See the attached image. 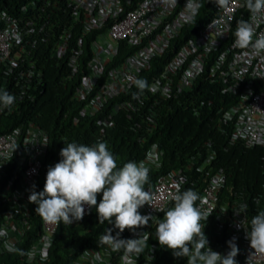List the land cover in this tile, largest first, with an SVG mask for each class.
<instances>
[{
	"label": "built area",
	"instance_id": "built-area-1",
	"mask_svg": "<svg viewBox=\"0 0 264 264\" xmlns=\"http://www.w3.org/2000/svg\"><path fill=\"white\" fill-rule=\"evenodd\" d=\"M67 1L70 4V15L80 22L82 34L104 29L98 31L90 45L87 71L80 76L73 94L75 99L83 101L80 110L87 116L99 111L109 97L125 92L140 71L148 66L149 61L153 57H160L166 51L170 41L193 16L190 10L185 9L187 0H177L175 4L172 0ZM198 1L196 0L197 3ZM10 2L11 0L0 7V91L6 90V74L20 65L19 58L25 48V38L34 31L36 15L33 11L40 9L33 1L20 4ZM244 4L245 0H229L228 6L224 7L214 2L211 5L210 18L193 38L187 39L176 48L161 66L159 74L151 78L147 89L160 96H168L172 91L184 93L192 88L198 78L209 84L220 85L223 92L235 97L221 112L222 119L231 125L230 142L238 140L252 147L264 145V55L253 56L247 49L234 45L237 22L242 19L248 21L250 18V12ZM41 29L42 25L36 27L37 31ZM256 33H264V22L256 27ZM104 36L110 40L100 41V37ZM119 42L132 50L104 73L106 65L116 54ZM68 48L69 33L63 32L59 35L53 55L61 58ZM70 51L66 65L74 71L80 63L78 58L82 55V50L80 46H76L70 48ZM27 66L16 73L24 76L25 82L23 80L19 84L18 78L12 81L15 86H20V91L10 92L16 97L15 103L11 107L0 105V126H5L7 116L15 109L19 95L41 81V70L33 64ZM127 106L135 108V104L123 99L114 102L111 110L116 111ZM112 124L107 121V125ZM47 141V133L32 123H19L0 132V183H3L0 198L7 202V210L0 223V230L6 232L0 241V250L12 248L29 227L28 196L31 185L39 174ZM154 145L156 146L152 144L149 147L145 157L139 161H143L147 167L159 166L161 150L158 147L153 156L149 157ZM211 157L212 152L196 166V170L201 171ZM7 171L8 177L1 179ZM223 180L224 174L220 170L209 175L199 194L201 199L197 202L202 210L210 214L215 211ZM184 181L185 175L181 168L169 169L159 174L147 191L151 206L145 204L138 210L142 216H153V220L149 221L148 226L138 228L135 232L125 229L120 238L135 239L141 234L148 240L152 224L173 201L172 197L177 190L181 191ZM88 210L85 206L84 216ZM163 216L164 213L161 219ZM227 217L226 245L222 246L220 241H213L209 247L215 252L227 255L230 251L228 241L235 239L239 249L235 257L236 264H264V253L251 249L250 241L246 238L243 227L248 225L242 205L233 204L231 214L224 207L216 219L215 230L221 228L224 218ZM40 224L41 232L30 243L21 264H40L46 257L47 247L59 223L48 222L40 216ZM118 231L117 229L116 233ZM215 233L218 235V232ZM155 249V244L148 243L141 253L142 259H137L136 256L132 258L136 264H152ZM122 255V251H114L104 244L98 251L85 250L72 264H122Z\"/></svg>",
	"mask_w": 264,
	"mask_h": 264
},
{
	"label": "trees",
	"instance_id": "trees-1",
	"mask_svg": "<svg viewBox=\"0 0 264 264\" xmlns=\"http://www.w3.org/2000/svg\"><path fill=\"white\" fill-rule=\"evenodd\" d=\"M25 1H33L40 9L33 11L36 15L34 31L25 38V48L19 58L20 65L6 74V90L9 93L20 91V86H15L12 81L18 78L19 84L23 82L25 77L16 73L27 68L28 64L40 69L42 76L39 84L25 89L26 93L23 91L19 95L15 109L7 116L5 126H0V132L19 123H32L47 133L43 161L33 183L37 192L43 191L47 171L60 161V151L67 143L92 145L105 142L117 158L118 167L129 161L139 162L145 157L149 147L156 144L161 150L160 162L158 167H148L149 181L144 185L146 192L157 176L169 169L181 168L185 175L180 192L191 188L198 194L210 174L217 170L223 172L224 180L218 191L216 209L206 223L201 221L202 225L205 223L204 233L209 244L220 241L225 246L227 243L228 217L224 218L221 228L215 230L216 219L224 207L231 214L233 204L246 205L244 212L248 226L254 215L264 211V145L248 147L238 140L230 142L231 125L221 117L222 110L234 101L233 95L223 92L220 85L209 84L199 78L189 91H172L168 96L150 93L147 87L141 91L136 85L137 79L146 81L148 85L151 78L159 74L161 66L176 48L193 38L210 18L211 5L217 0H199L196 14L170 41L166 51L160 57H153L125 92L106 99L100 110L92 116L81 113L83 101L75 99L73 94L80 76L87 71L90 45L98 31L104 29L82 34L80 22L70 15L67 0H11L10 4ZM7 2L9 0H0V7ZM39 25H42V29L37 31L36 27ZM63 32L69 33V48L61 58H56L53 50ZM76 46L81 47L82 55L78 58V67L72 71L67 67L66 60L71 54L70 48ZM131 50L132 48L119 42L116 54L106 65L104 73ZM123 99L131 101L135 108L127 106L111 110L114 102ZM107 121L113 124L107 125ZM210 152L212 157L204 168L196 170V166ZM7 177L8 171L1 179ZM2 191L1 182L0 194ZM101 199L102 195H98L97 202ZM173 205L174 201H171L163 213ZM35 207L36 205L29 203V227L13 245L15 251H10L9 248L0 250V264H21L26 255L21 253H26L30 243L40 234V215L35 212ZM6 210L7 202L0 198V223ZM162 214L156 218L149 231L148 243L156 245L152 264H185L187 258L174 257L157 240L156 228ZM109 229L113 235L117 231L114 223H99L95 208L88 210L83 219L75 224L65 226L60 222L49 242L46 257L40 264H72L87 249L101 250L104 243L99 238ZM2 240L3 236H0V241ZM139 258H143L142 254Z\"/></svg>",
	"mask_w": 264,
	"mask_h": 264
},
{
	"label": "clouds",
	"instance_id": "clouds-1",
	"mask_svg": "<svg viewBox=\"0 0 264 264\" xmlns=\"http://www.w3.org/2000/svg\"><path fill=\"white\" fill-rule=\"evenodd\" d=\"M172 2L175 4L177 0ZM228 4L229 0H217L218 6ZM244 6L249 10L250 18L237 22L234 45L247 49L250 55H264V33H256V27L264 22V0H245ZM198 8L196 0H187L186 10L194 15ZM136 85L141 91L148 86L141 79L136 80ZM15 100V95L7 90L0 91V105L11 107ZM156 147L153 146L149 157L153 156ZM60 157L54 167H49L43 191L37 192L35 185L32 187L28 201L36 205L35 212L48 222L71 225L83 219L85 206L89 210L95 208L99 223H114L115 229L119 230L114 236L109 229L101 235L100 242L114 251H122V264H136L132 257L139 258L148 246V240L141 234L135 239H121L120 234L125 229L135 232L153 220V216H142L138 211L145 204L150 205L149 194L144 190L150 169L143 161H129L118 167L117 158L105 142L92 145L70 142L61 149ZM98 195H102L99 203ZM172 199L173 207L157 224L156 236L160 245L176 258H187V264H236L239 249L235 239L228 241L230 251L227 255L209 247L204 227L211 214L198 206L199 194L191 188L183 192L177 190ZM243 228L251 249L264 253V211L254 215L250 225ZM5 235L6 232L0 230V236ZM9 250L15 251L14 248Z\"/></svg>",
	"mask_w": 264,
	"mask_h": 264
},
{
	"label": "rangeland",
	"instance_id": "rangeland-1",
	"mask_svg": "<svg viewBox=\"0 0 264 264\" xmlns=\"http://www.w3.org/2000/svg\"><path fill=\"white\" fill-rule=\"evenodd\" d=\"M99 40H100V41H102V40H103L104 42H106V41H109L110 39L108 40V38H106V36H104V37H102V38L100 37V39H99ZM111 42H112V40H111Z\"/></svg>",
	"mask_w": 264,
	"mask_h": 264
}]
</instances>
